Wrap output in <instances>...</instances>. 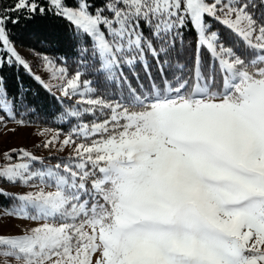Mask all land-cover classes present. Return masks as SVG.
<instances>
[{"label": "snow or ice", "instance_id": "snow-or-ice-1", "mask_svg": "<svg viewBox=\"0 0 264 264\" xmlns=\"http://www.w3.org/2000/svg\"><path fill=\"white\" fill-rule=\"evenodd\" d=\"M41 119L0 264H264V0H0V129Z\"/></svg>", "mask_w": 264, "mask_h": 264}, {"label": "rangeland", "instance_id": "rangeland-1", "mask_svg": "<svg viewBox=\"0 0 264 264\" xmlns=\"http://www.w3.org/2000/svg\"><path fill=\"white\" fill-rule=\"evenodd\" d=\"M17 47V50L21 52L22 55H24L27 59L30 61H34L35 57L29 50H26L22 47ZM34 71H39V68L34 66ZM12 125H9L11 127ZM38 128L35 127H23L19 128L16 133L9 134L8 136H5L3 133V130L0 129V151H3L6 146H24L30 150H35L32 146L35 143H38L40 140H42L44 137L37 136L34 133L37 132ZM44 150L40 151V154L43 155ZM46 153H48L46 151ZM38 155V154H37ZM5 188H8L10 191H21L23 189H20L16 186L3 184L2 185Z\"/></svg>", "mask_w": 264, "mask_h": 264}, {"label": "trees", "instance_id": "trees-1", "mask_svg": "<svg viewBox=\"0 0 264 264\" xmlns=\"http://www.w3.org/2000/svg\"><path fill=\"white\" fill-rule=\"evenodd\" d=\"M9 27L12 29V31H11V39L13 40V42L15 43V46H18V47H22V48H24V49H26V50H29V49H31L32 48V46H33V41H31V40H22V38H21V36H20V34H19V32H18V30L16 29V28H12V26L11 25H9ZM36 48H37V50H39V45H36ZM32 54V53H31ZM14 73H15V70L13 69V70H11V71H9L8 73H7V76H8V79H9V81L11 82V80H12V77L14 76ZM20 76L23 78V80L25 81V83L27 84L28 82H29V77H27L25 74H24V72H23V70H21V72H20ZM10 90V92H11V88L9 89ZM50 127V128H52V129H56L57 127H62L65 131L68 129V125L67 124H63V125H61L60 123H58V122H52V121H49L47 124L44 122V120L43 119H41V120H38L36 123H34V124H32V125H30V126H26V127H35V128H38V129H40V128H44V127ZM42 150H44V149H39V150H37V149H35V150H32V151H34L35 152V154L37 155H41L40 154V151H42ZM46 151L47 150H44L43 152H44V156H47V154L48 153H46ZM53 151H55V150H53Z\"/></svg>", "mask_w": 264, "mask_h": 264}]
</instances>
